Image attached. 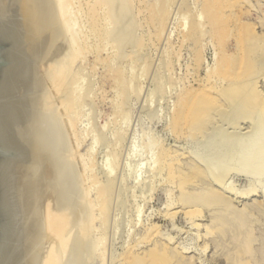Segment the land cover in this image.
I'll return each instance as SVG.
<instances>
[{
	"label": "bare ground",
	"instance_id": "6f19581e",
	"mask_svg": "<svg viewBox=\"0 0 264 264\" xmlns=\"http://www.w3.org/2000/svg\"><path fill=\"white\" fill-rule=\"evenodd\" d=\"M166 1L0 0V264H94L96 260L104 264L107 233L97 222L101 216L102 225L108 220L116 180L106 164L102 166L104 183L100 182L86 159L91 149L81 153L76 106L82 96L75 70L90 54L108 45L116 48L122 61L130 58V51L142 43L137 36L141 27L138 15L145 10L159 36L171 14ZM185 2H181V11L189 9ZM245 2L201 0L198 17L188 24L181 42L191 37L202 39L207 24L206 35L220 53L216 68L195 80L196 89L190 85L181 91L173 124L203 134L223 104L245 102L256 111V119L252 137L247 138L250 142L240 147L239 153L255 157L254 172L264 168V98L252 84L247 85L257 72L250 56L257 34L255 23L244 18L250 12L241 7ZM230 36L234 51L229 49ZM201 48L194 54L197 64L203 60ZM99 53L93 65L103 61L109 66L111 59L102 60ZM107 70L109 81L117 82L124 74L120 68ZM223 82L229 83L228 87L220 88L218 84ZM127 92L125 89L124 96ZM104 138L101 136L102 141ZM162 151L168 175L181 190L180 207L189 208L186 214L199 215L203 208L218 212L206 228L207 236L236 235L238 228H245V236H233L237 246L230 264H264V241L255 250V237L248 231L249 216L226 196L231 189L223 186L224 178L215 177L205 161L193 160L184 172L176 160L181 154L175 158L171 149ZM242 156H238L240 160ZM243 194L250 196L251 191H235L234 196ZM171 240L162 239L158 226L153 225L142 240L149 242L150 248L138 252L133 245L123 251L121 260L123 264H198L187 259L185 251Z\"/></svg>",
	"mask_w": 264,
	"mask_h": 264
},
{
	"label": "rangeland",
	"instance_id": "374dc122",
	"mask_svg": "<svg viewBox=\"0 0 264 264\" xmlns=\"http://www.w3.org/2000/svg\"><path fill=\"white\" fill-rule=\"evenodd\" d=\"M150 1L159 0H148ZM245 1L246 6L243 3L241 7L250 12L244 18L255 23L257 34H254L257 42H252L251 47L256 51L252 49L250 54L256 62L257 72L251 77L254 80L249 79L247 85L252 84L253 89L264 98V0ZM181 2L188 3L189 9L181 11ZM200 2L201 0L199 4ZM166 4L171 14L159 36L157 29L148 22L147 13H144L146 11L142 10L138 15L137 21L141 27L137 36L142 43L140 47L128 50L131 57L125 59L126 62L122 61L116 48L108 45L90 54L88 61L81 62L75 70L76 86L81 89L80 96L86 94L85 98L77 100L76 106L79 119L77 129L82 135L81 153L91 149L86 159L100 182L104 183L102 171L106 164L116 178L108 220L102 225L101 216L99 218L102 222H97L98 228L106 227L104 264H123L120 255L133 245L137 246L138 252L147 251L150 243L142 240L153 225L158 226L162 239H172V244L183 249L187 259L198 264H230L235 259L237 246L233 243V236H245V228H238L236 235L227 232L226 236L213 234L208 237L206 230L218 212L203 208L204 210L199 209V215L186 214L189 208L180 207L178 201L181 190L177 181L171 180L173 178L168 175L162 150L171 149L175 158L181 154L179 156L185 159L179 157L176 160H180L177 163L182 171L185 169L184 172L193 164V160L202 163L205 161L203 164L211 169L215 177L221 180L224 178L223 186L231 189L230 192L227 190L229 193L226 192V196L233 198L236 208L244 210V215L249 216H246L249 218L248 231L255 237L256 250L264 241V177L260 174L264 168L263 171L259 168V171L257 169L253 172L251 168L256 163L255 157H243L239 153L242 146L250 142L256 111L251 110L245 102L239 101L238 104L231 105L230 101H226L222 110L214 113L208 130L203 134H194L184 127L174 126V113L178 98L183 93L181 91L190 85L193 89L198 87L195 80L203 79L216 68L215 60L220 50L212 38L206 35L207 24L204 25L203 30L206 27V32L202 39L191 37L190 40L181 42L188 24L194 16L198 17L200 5L197 0H167ZM103 24L105 25L104 22ZM236 29L237 25L232 29V36L236 34ZM230 38L231 41L232 37ZM233 45L232 40L231 48L229 47L231 51H234ZM199 47H202L203 60L197 64L194 54ZM97 52H100L102 60L106 57L111 59L109 66L103 61L93 65ZM107 68L122 69L124 74L120 82L109 81ZM213 81L216 82L214 78ZM228 84L223 82L218 85L226 88ZM125 89L128 91L126 96ZM87 93H90V100H86ZM123 104H127L126 109ZM100 135L106 137V142L101 140ZM238 156L244 159L240 160ZM251 171L254 174H250ZM215 189L218 190L216 187ZM235 191H251V195L234 196ZM94 264L101 263L96 260Z\"/></svg>",
	"mask_w": 264,
	"mask_h": 264
}]
</instances>
